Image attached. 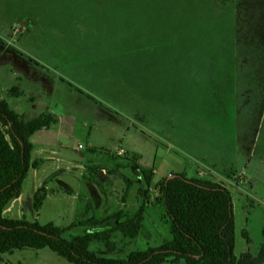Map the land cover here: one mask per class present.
I'll list each match as a JSON object with an SVG mask.
<instances>
[{"label": "rangeland", "instance_id": "obj_1", "mask_svg": "<svg viewBox=\"0 0 264 264\" xmlns=\"http://www.w3.org/2000/svg\"><path fill=\"white\" fill-rule=\"evenodd\" d=\"M0 38L9 55L1 83L16 85L15 71L25 90L3 98L26 118L48 110L58 119L30 137L40 163L5 216L59 227L118 209L133 216L143 185L129 164L134 151L142 170H154L142 227L133 239L114 233L112 250L99 242L91 250L125 257L168 240L154 185L183 171L230 190L234 254L256 255L264 241V0H0ZM122 175L132 181L126 196ZM39 187L47 195L36 212ZM91 230L80 225L65 237ZM0 264L70 263L24 247Z\"/></svg>", "mask_w": 264, "mask_h": 264}, {"label": "trees", "instance_id": "obj_2", "mask_svg": "<svg viewBox=\"0 0 264 264\" xmlns=\"http://www.w3.org/2000/svg\"><path fill=\"white\" fill-rule=\"evenodd\" d=\"M7 95L18 97L21 91L14 85L7 90ZM56 123V116L48 110L26 118L0 98V261L3 254L28 247L46 248L70 264H264V241L256 255L247 251L238 257L234 254L235 223L230 190L220 182L188 177L183 171L170 173L154 185V200L162 206L168 223V240L156 247L131 250L125 257H105L91 250V242H99L112 250L114 233L133 239L142 227L153 169L142 170L141 156L134 151L128 155L129 164L140 173L143 185L138 188L140 202L133 216L124 217V210L118 209L104 217L84 218L66 227L5 216V209L20 197L29 171L40 163L31 157L34 146L30 137ZM91 169L96 173L98 167ZM122 178L123 196H126L132 181L123 175ZM46 195L45 187L35 190L32 205L36 212ZM80 225L92 230L65 237L67 231ZM241 234L248 242L246 231L242 230Z\"/></svg>", "mask_w": 264, "mask_h": 264}, {"label": "crops", "instance_id": "obj_3", "mask_svg": "<svg viewBox=\"0 0 264 264\" xmlns=\"http://www.w3.org/2000/svg\"><path fill=\"white\" fill-rule=\"evenodd\" d=\"M0 41H3L1 38H0ZM1 43V42H0ZM2 44V43H1ZM0 44V98H3L2 96V92L3 91H6L9 89L5 88L4 87V84L1 83L4 79H6V75H8V69L6 67V61H7V58H8V50L6 49V46L3 48ZM6 45V44H5ZM13 55H11V58H12ZM4 60V61H3ZM13 72V71H12ZM13 76L15 77V80H16V85L19 87V90L21 91V95L24 94V88H21V79H20V75L17 73V72H13ZM14 86V85H13ZM32 98V97H31ZM57 122H58V119H57ZM37 170V169H35ZM220 174V173H219ZM153 175H154V170H153ZM169 175V174H168ZM224 178H226V174L225 173H222L221 174ZM20 199L17 198L16 201H18Z\"/></svg>", "mask_w": 264, "mask_h": 264}]
</instances>
